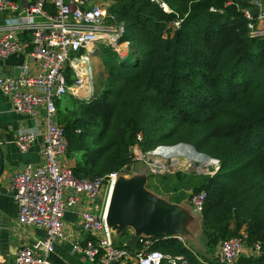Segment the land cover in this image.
I'll use <instances>...</instances> for the list:
<instances>
[{
  "label": "trees",
  "instance_id": "trees-1",
  "mask_svg": "<svg viewBox=\"0 0 264 264\" xmlns=\"http://www.w3.org/2000/svg\"><path fill=\"white\" fill-rule=\"evenodd\" d=\"M100 1L124 23L120 42L130 49L118 55L101 46L102 81L89 99L77 101V113L61 114L66 95L55 102L75 177L126 167L137 135L142 153L191 145L219 161L218 171L193 188L206 194L201 215L207 248L244 228L246 244L259 243L263 254L236 264H264V38L248 37L242 13L254 0H160L170 13L149 0ZM64 75L68 84L69 67ZM161 181L173 193V179ZM169 201L179 200L172 195ZM128 238L123 231L118 247ZM147 240L146 251L180 256L187 264H218L178 239Z\"/></svg>",
  "mask_w": 264,
  "mask_h": 264
},
{
  "label": "built area",
  "instance_id": "built-area-1",
  "mask_svg": "<svg viewBox=\"0 0 264 264\" xmlns=\"http://www.w3.org/2000/svg\"><path fill=\"white\" fill-rule=\"evenodd\" d=\"M149 1L158 4L165 13H170L167 5L160 0ZM46 5L51 9H46ZM254 9L258 10L256 16L251 13ZM0 13L14 15L5 21L4 26H0V62L24 51L27 57L38 62L33 75L0 76V92L8 99L14 112L30 118L42 113L44 118L41 162L38 165L26 164L15 172L9 190L17 205L18 226L41 229L45 238L34 245L20 247L13 264H49L48 257L54 252L56 244L67 239L65 215L81 198L90 202L91 207L81 216L78 228L82 237L71 242L72 253L98 264L131 259L136 264H187L180 256L146 251L152 243L144 239H140L139 243L146 249L137 253L113 243L112 230L106 222L107 209L114 186L125 172V167L104 176L77 178L72 167L64 162L68 143L64 128L57 121L55 106L57 100L71 92L64 71L66 67L74 68L85 57L96 56L98 46H106L116 52V47L128 46V42H120L125 32L124 23L118 22L108 8L91 4V0H31L23 10H19L15 2L0 0ZM242 13L247 21L248 37L264 38V4L255 1ZM178 26L176 22L174 27ZM21 33L30 38L28 52L25 43L19 39ZM74 72L79 78L75 87L80 89L83 87L82 77L76 70ZM75 95L80 96L79 99L89 97ZM37 138L38 133L30 130L19 135L14 143L21 153H26ZM139 142L141 136L137 135L135 145L130 147L135 153L139 152ZM154 151L148 152L147 156ZM205 199L203 191L189 194V205L195 215L202 214ZM245 238L232 237L220 241L217 263L235 264L241 257L263 254L259 243L247 245Z\"/></svg>",
  "mask_w": 264,
  "mask_h": 264
},
{
  "label": "crops",
  "instance_id": "crops-1",
  "mask_svg": "<svg viewBox=\"0 0 264 264\" xmlns=\"http://www.w3.org/2000/svg\"><path fill=\"white\" fill-rule=\"evenodd\" d=\"M31 0H19L17 2L19 10H23ZM262 2L264 0H254ZM49 8V7H48ZM12 14L0 13V26L5 25L7 19L13 18ZM19 39L25 43L26 52L30 51V38L26 33H21ZM38 68V62L26 56L25 51L21 54H16L8 57L0 62V76H14L15 73L21 75H33ZM15 77V76H14ZM44 129L43 114L39 113L36 118H30L13 111L8 99L0 92V264H13L16 251L24 245H34L45 238V232L41 229L32 227H19L17 224L18 209L12 194L9 190V184L12 175L21 169L26 164L38 165L41 162L40 148L41 135ZM30 130H35L38 133V138L26 153H21L15 146L16 138ZM65 164L73 167L72 160L66 158ZM150 188V187H149ZM146 188V191L153 197L162 200L175 207V211L179 217L176 223V229L181 238L182 244L188 248L193 254L206 260L214 259L217 262L218 245L213 250H209L206 246L207 238L200 242L195 241L193 237L192 219L193 213L190 206H187L185 200L180 199L178 202H170L169 199L180 194L164 193L160 195L154 188ZM91 203L85 198H81L79 203L67 212L65 215V232L66 241L56 244L55 250L48 257L49 264H98L90 263L81 255L71 252V242L82 237L78 225L81 216L90 210ZM191 224V225H190ZM129 236L128 240L123 242L127 246L128 241L134 234L131 228L124 229ZM123 231L112 230V240L116 246L119 242ZM203 233V232H202ZM205 236V235H204ZM169 237V236H163ZM146 240V239H145ZM149 241V240H147ZM151 242V241H150ZM192 242V243H191ZM194 243H196L194 245ZM138 244H141L138 242ZM132 250L134 253L140 252L137 246ZM123 247V246H122ZM146 248L144 247L143 250ZM120 264H136L131 260L119 262ZM166 264V263H163Z\"/></svg>",
  "mask_w": 264,
  "mask_h": 264
},
{
  "label": "rangeland",
  "instance_id": "rangeland-1",
  "mask_svg": "<svg viewBox=\"0 0 264 264\" xmlns=\"http://www.w3.org/2000/svg\"><path fill=\"white\" fill-rule=\"evenodd\" d=\"M91 4H98L101 6H104L105 8H108V5L104 1L100 0H91ZM118 51H114L116 54H122L127 53V51L130 49V46L121 45L119 47H116ZM100 49V51H99ZM105 51V50H104ZM102 48L101 46H98V52L96 53V56H90V60L87 63V67L89 69L85 72V74L82 77L83 80V87L78 89L75 87L76 82L78 81V76L74 72L75 70L73 68H70V79L68 82V87L71 88V92H69L65 97L61 105V114L62 115H68L72 112L77 113L79 109V105L77 104V101L81 100L78 96L75 95V93L79 95H85L86 99H89L93 94L97 92V88L99 87V84L101 83L102 79L100 78V75L103 73V65L100 61L99 57L102 56ZM99 56V57H98ZM89 88V89H88ZM78 90V91H77ZM82 93H80V91ZM85 91V92H84ZM133 144L132 146H134ZM131 146V147H132ZM178 146H182L179 149L181 150H188L190 151L193 147L188 144H178L173 147H166V148H173V150ZM194 149V148H193ZM139 152L135 153L132 151V149H129V164L125 167V172L123 173L124 179L131 180V179H144L145 181V187L146 188H154L158 193L162 195H167L164 193H167V185L161 181V177L168 176L173 179V189L174 192L180 194L179 196H176L178 200L184 199L187 206L189 205V194L194 193L193 188L196 186L195 183H197L201 177H212L219 169V161L213 158H210L206 156L205 154L198 153L195 149V153L201 156H206L208 160L214 161L211 162L209 166L202 165L200 166L199 162H195L193 160V156H187V155H180V156H174L175 160L177 162L173 163L171 158L168 159H161L157 160L155 157L147 156V153H142V151L139 149ZM156 150V149H155ZM156 151H163L164 153H174L173 151H165L164 148L158 149ZM154 151L152 154H155ZM152 152V151H150ZM178 152V151H177ZM193 152V151H192ZM194 153V152H193ZM192 158V159H191ZM217 161V163H216ZM209 162V161H208ZM162 163V164H161ZM178 163V164H177ZM204 166V167H203ZM168 182V181H167ZM192 182V183H191ZM194 184V185H193ZM149 188V189H150ZM192 228H193V237L195 238V241L200 242L201 239L204 241L205 236L202 233L204 231V228L202 226V215H194L192 219ZM190 224V225H191ZM246 236L244 228L239 231V235L237 237L243 238ZM192 243V242H191ZM196 243H194L195 245ZM219 244V242L216 244V246ZM215 246V247H216ZM236 264V263H235Z\"/></svg>",
  "mask_w": 264,
  "mask_h": 264
},
{
  "label": "water",
  "instance_id": "water-1",
  "mask_svg": "<svg viewBox=\"0 0 264 264\" xmlns=\"http://www.w3.org/2000/svg\"><path fill=\"white\" fill-rule=\"evenodd\" d=\"M251 13L256 16L258 10L254 9ZM14 76L18 77L19 74L16 72ZM180 147L182 146L175 149ZM190 151L195 153L193 148ZM202 157L208 159L206 156ZM178 220L173 205L162 202L146 191L144 179L126 181L123 176L119 177L111 194L106 222L113 231L120 232L127 228L134 231L127 243L130 250L135 249L140 239L169 236L181 240L176 229Z\"/></svg>",
  "mask_w": 264,
  "mask_h": 264
},
{
  "label": "bare ground",
  "instance_id": "bare-ground-1",
  "mask_svg": "<svg viewBox=\"0 0 264 264\" xmlns=\"http://www.w3.org/2000/svg\"><path fill=\"white\" fill-rule=\"evenodd\" d=\"M90 58L91 57H85V58L79 60L78 63H76L74 65L73 69H75L78 72L79 76L83 77V75L85 74V71L87 70V60H89ZM80 93H82V91H80ZM180 155H187V156H190V157L193 156V160L195 162H199L200 166H202V165H206V166L211 165L209 162L205 161V158L202 157L201 155H198L197 153H193L192 151H188V150L187 151L186 150L185 151H178V152H174V153H164L163 151H156L155 154H151V157H155V158H157V160H160L159 158L168 159V158L173 157V159H172L173 161L172 162L175 163L177 161L175 160L174 156H180Z\"/></svg>",
  "mask_w": 264,
  "mask_h": 264
}]
</instances>
